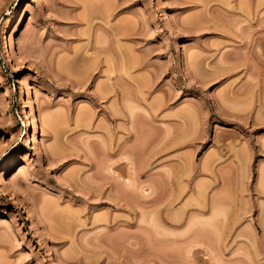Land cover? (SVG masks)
Masks as SVG:
<instances>
[{
  "label": "rangeland",
  "instance_id": "rangeland-1",
  "mask_svg": "<svg viewBox=\"0 0 264 264\" xmlns=\"http://www.w3.org/2000/svg\"><path fill=\"white\" fill-rule=\"evenodd\" d=\"M0 103V264H264V0H0Z\"/></svg>",
  "mask_w": 264,
  "mask_h": 264
},
{
  "label": "bare ground",
  "instance_id": "bare-ground-1",
  "mask_svg": "<svg viewBox=\"0 0 264 264\" xmlns=\"http://www.w3.org/2000/svg\"><path fill=\"white\" fill-rule=\"evenodd\" d=\"M24 8H25V7H24ZM21 15H22V14H21ZM23 18H24V16H23ZM15 19H16V18H15ZM12 52H13V48H12ZM75 62H76V61H75ZM68 66H69V65H68ZM69 67H70V66H69ZM75 68H76V67H75ZM27 96H28V98H27L26 101H27V103H28V106H29V107L31 106V108H30V110L27 111L26 113L31 112V113H29V114H30V115H29V116H30V117H29V118H30L29 120L32 119L31 121H32V124L34 125V127L32 128V130H33V129L35 128V126H36V117H35L36 115L34 116V113H33V110H32V103H31L32 101L30 100V92L28 93ZM24 101H25V100H24ZM26 101H25V102H26ZM0 104H1V103H0ZM2 104H3V103H2ZM2 104H1L0 106H3V105H4V104H3V105H2ZM25 104H26V103H25ZM5 107H6V106H5ZM31 126H32V125H31ZM35 129H36V128H35ZM34 131H36V130H34ZM26 167H27V166H26ZM26 167L21 168V170H23V171H21V172H20V170H19V172L21 173V175H23V173H25V168H26ZM4 169H8V167H7V163H6V162H5L4 166L1 168V170H4ZM26 170L28 171L27 168H26ZM19 172H18V175H17V176H19ZM26 173H27V172H26ZM26 173H25V174H26ZM14 176H15V175H14ZM15 179H16V176H15ZM14 181H15V180H13V178H12V179H11V182L14 183ZM9 183H10V182H9ZM13 185L15 186V184H13ZM48 206H49V205H48ZM48 206H47V207H48ZM47 207H46V208H47Z\"/></svg>",
  "mask_w": 264,
  "mask_h": 264
}]
</instances>
